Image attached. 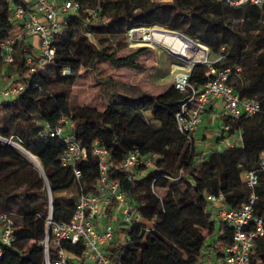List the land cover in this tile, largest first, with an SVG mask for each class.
I'll use <instances>...</instances> for the list:
<instances>
[{
	"label": "trees",
	"instance_id": "trees-1",
	"mask_svg": "<svg viewBox=\"0 0 264 264\" xmlns=\"http://www.w3.org/2000/svg\"><path fill=\"white\" fill-rule=\"evenodd\" d=\"M98 1L94 17H87L85 10L94 9L97 0H76L81 10L63 15L67 27L55 38L51 62L46 63L26 37L14 46L11 64L4 66L0 58V70L11 68L22 85L18 96L0 102V137L18 143L40 162L43 171L42 177L11 147L0 143V214L11 217L15 236L11 246H0V264H44L40 242L45 233L48 193L52 220L67 222L80 195L97 194L101 176L99 160L93 154L95 148L107 153L108 182L119 185L132 211L144 221L114 224L129 241L109 246L106 254L113 264H201L206 254L219 257V246L230 243L232 235L227 226L213 220L207 197L221 195L229 209L239 208L248 195L240 175L255 169L259 156L264 154V6L244 9L225 6L219 0L159 4L136 0L140 2L138 10L131 11L130 0ZM109 1L125 10L106 14ZM8 16L9 4L0 0V41L17 29ZM152 25L179 31L207 47L210 54H224L226 67L240 69L230 76L228 85L240 99L254 100L260 107L249 118L222 117V129L230 128L223 130L227 139L239 136L240 144L223 151L200 152L193 147L192 138L188 147L185 137L177 131L176 115L189 93H179L173 85L151 95L137 85L103 78L99 80L102 110L70 108V89L60 82L72 80L80 67L99 73L98 63L104 59V52L90 40ZM75 30L79 36L74 42ZM26 58L31 59L33 72L25 64ZM66 70L69 73L62 76ZM209 80L204 64L194 66L188 77L194 90L202 89ZM145 113L150 114L155 125L149 124ZM62 118L71 123L74 141L86 150L85 161L75 167L80 172L79 180L72 169L60 164L64 143L57 137H40L43 126L54 128ZM133 150H138L141 157L155 155L151 167L131 172L119 169L125 155ZM173 177L179 178L177 186L168 182ZM262 189L264 173L256 188L255 212L260 217H264ZM73 190L75 196L71 199L62 197ZM163 190L164 198L159 194ZM171 190L178 194L177 207L168 209ZM115 208V202L107 208L106 223ZM24 242L36 245L26 257L18 253ZM67 250L81 254L79 249ZM254 251L253 264H264V241L257 240Z\"/></svg>",
	"mask_w": 264,
	"mask_h": 264
},
{
	"label": "built area",
	"instance_id": "built-area-1",
	"mask_svg": "<svg viewBox=\"0 0 264 264\" xmlns=\"http://www.w3.org/2000/svg\"><path fill=\"white\" fill-rule=\"evenodd\" d=\"M6 1L9 4L8 21L17 29L10 37L0 41V58L3 65L7 66L13 62L14 46L24 37L35 38L41 58L46 63L51 62L55 57V38L67 27L63 21V15L78 13L81 10L80 4L76 0ZM219 1L232 8L249 9L264 6V0ZM98 2L97 0L94 9L85 10L87 17L96 15L99 9ZM137 29H129L126 32L128 45H138V42L143 41L142 31L139 34ZM87 36L90 35L87 34ZM204 51L205 56L199 62L207 67L210 80L202 89L194 90L188 83L189 74L194 67L192 62H186L183 67H176L172 81L176 91L182 94L189 93L176 115L177 131L185 137L186 145L191 143L202 116L215 102L221 103L223 117L232 120L240 117L249 118L260 111L256 101L240 99L228 85L230 76L238 73L240 69L226 67L225 59L222 57L216 62H210L206 58V48ZM216 63L218 65H215ZM25 64L30 67V72L34 71L30 58L25 59ZM66 72L69 73L68 70ZM21 91L22 85L19 82L6 83L0 89V98L2 101L11 100ZM71 129V123L62 118L54 128L43 126L40 137H57L64 143V149L59 158L60 164L64 168L72 169L75 178L79 180L80 172L75 167L76 164L85 161L86 150L74 141ZM229 129L228 126L223 128L224 131ZM240 142V137L237 136L235 141L226 147L232 148ZM93 154L99 160L101 176L97 194L80 195L75 203L73 214L67 222L55 223L52 220L51 200L47 190L49 207L44 222V237L40 242L44 264H113L106 254L109 246L114 242L124 245L129 240L115 229L112 222L144 223L143 219L132 211L119 185L108 182L105 174L107 153L100 148H95ZM155 158V155L141 157L138 150H133L125 155L119 169L123 172H131L139 167H148ZM262 173H264V154L259 156L255 169L240 175L241 183L247 189L248 195L246 201L237 209H229L223 203L221 195L207 197L213 217L227 226L232 236L230 243L219 246L221 256L206 254L201 264H253L256 241H264V217L258 216L255 212L258 200L256 188ZM112 202L116 203V208L109 216L110 221L106 223L108 218L106 210ZM147 230L148 228L145 231ZM14 242V223L10 216L0 214V246L9 247ZM67 247L81 250L80 256L68 251Z\"/></svg>",
	"mask_w": 264,
	"mask_h": 264
},
{
	"label": "rangeland",
	"instance_id": "rangeland-1",
	"mask_svg": "<svg viewBox=\"0 0 264 264\" xmlns=\"http://www.w3.org/2000/svg\"><path fill=\"white\" fill-rule=\"evenodd\" d=\"M172 1L173 0H147L148 3L151 2L155 4L170 3ZM139 4L140 2H137L136 0H130L128 9L131 11H137ZM106 10H107L106 14H111L114 13L115 11L122 12L123 10H125V7L122 5L117 7L114 5L112 1H109V3L106 5ZM242 21H243V17L241 18L236 28L235 31L236 33H238L239 31L240 24ZM155 26H157L161 30L174 31L159 25H152L149 27H139L138 29L137 28L136 29L139 31V34L140 31H142V36H144L146 32H148L151 29H154ZM174 32L182 34L179 31H174ZM78 36L79 35L75 30L72 34V39H73L72 41L75 42ZM184 36L190 39V37L186 35ZM27 40L29 41L30 44L33 43L35 44V47L37 46V40L35 38H28ZM90 41L93 44L99 46L100 50L104 52V59L99 61L98 63L99 73H95L93 70H89L84 67H80L77 70V72L74 74L75 76L72 80L60 82L61 86H66L69 87L70 89L69 104L71 109L90 108L98 111L102 110L104 104L100 94L102 85L99 83V80L103 78H107L112 81L128 82L130 84L141 87L151 95H157L162 91H164L168 86L172 85L175 68L183 67L186 62H190V60L187 57H185V55L171 54L169 50L160 47L156 44L149 45L147 43L142 44L141 42H138V45H134V46L128 45L126 42L125 34L124 35L116 34V35L99 36V37L96 36L94 40H90ZM205 48L207 53L206 58L210 62H216L220 57H222V55H224V54H220V56H214L209 53V49L207 47ZM221 51H222L221 53H224L223 51L225 50L222 49ZM61 75L66 76L67 72L63 71ZM17 81L19 80L17 79L16 74L11 68L2 67V69L0 70V84H2V86H4L6 83H10V82L15 83ZM1 88L2 87H0V89ZM4 101L5 102L9 101V99H5L2 101L0 98V102H4ZM212 112H213L212 109H210V111H206V116L209 117L210 114H213ZM216 115L218 121H221L222 116L220 111L218 113L216 112ZM144 116L150 125H155L154 122L150 119L149 113H145ZM209 129L211 128L205 127L201 131L202 134L201 135L199 134L197 138L193 139L194 141L193 147L195 146V144L201 145V149H198V151L200 152H203L204 149H208L210 146L209 143H211V141L219 143V142H223L228 138L227 133H224L222 128H217L216 131H218L219 135L223 136V138L220 139L219 141H216L217 138H215L216 136L214 134V130H209ZM196 131L194 132V134L196 133ZM0 143L5 146L11 147L13 149V147L4 140H2L1 137H0ZM12 143L22 148L18 143L13 141ZM190 146L191 145L189 144L188 147ZM226 148H227L226 146L225 147L223 146V148L217 146L214 147V149L217 151H223V149ZM151 165H149L148 167H151ZM168 182L172 186H177L179 183V178L177 177L168 178ZM163 193H166V190H163L161 193H159L162 198H164ZM74 196H75V190H73L72 192H67L62 194V197H64L67 200L71 199V197ZM177 199H178V194L174 190H171V197L168 198V200L171 203L168 205V209H173L177 207ZM260 199H261V207L264 208V189H262L261 191ZM213 220L216 223L218 222L215 219V217L213 218ZM35 248L36 245L34 243L24 242L21 245L20 249L18 250V253L21 256L26 257L31 252H33Z\"/></svg>",
	"mask_w": 264,
	"mask_h": 264
},
{
	"label": "bare ground",
	"instance_id": "bare-ground-1",
	"mask_svg": "<svg viewBox=\"0 0 264 264\" xmlns=\"http://www.w3.org/2000/svg\"><path fill=\"white\" fill-rule=\"evenodd\" d=\"M162 31L164 30H161L160 28L155 26L154 29H151L148 32H146L147 34L144 35L143 41L140 42L142 44L147 43L149 45L156 44L175 54L185 55V57H187L190 60V62L199 61L201 58L205 56V51H204L205 47L200 46L199 48H193L190 44L186 43L184 40L176 36L166 34ZM7 143L11 145L13 149L16 151V153L26 162L39 169L41 168L40 162L30 153H28L27 151H25L24 149L20 148L18 145L10 141Z\"/></svg>",
	"mask_w": 264,
	"mask_h": 264
},
{
	"label": "crops",
	"instance_id": "crops-1",
	"mask_svg": "<svg viewBox=\"0 0 264 264\" xmlns=\"http://www.w3.org/2000/svg\"><path fill=\"white\" fill-rule=\"evenodd\" d=\"M31 46L35 47V44L32 43ZM202 47H204V46H202ZM0 87H2V84H0ZM210 109H212V111H213L212 113L213 114H210V116L207 117L206 116V112H205V114L201 118L200 124L198 125V127L196 129L197 131L194 134L193 139L197 138L199 134L201 135L202 134L201 131L205 127H210L211 129H209V130H214V134L216 136L215 138L221 137L219 135L218 131H216V129L217 128H222V120L221 121H218L216 112L218 113L220 111L221 116L223 117V114H222V105L219 102H215V103H213V105L210 108L207 109V111H210ZM207 120H209V121H207ZM234 141H235V138L234 137H231V138L226 139L223 142H219V143H216L214 141H211V143H209V145H210L209 148L208 149H204L203 152H207L210 149H214L215 146L223 148V146L225 147L229 143H232ZM204 144H206V143H204ZM194 148L198 151V149H201V145L200 144H198V145L195 144ZM112 224L114 225L116 223L115 222H112Z\"/></svg>",
	"mask_w": 264,
	"mask_h": 264
},
{
	"label": "water",
	"instance_id": "water-1",
	"mask_svg": "<svg viewBox=\"0 0 264 264\" xmlns=\"http://www.w3.org/2000/svg\"><path fill=\"white\" fill-rule=\"evenodd\" d=\"M162 32H164V33H166V34H169V35L176 36V37H178V38L184 40L186 43L190 44L193 48H199V47L201 46V45L195 43L194 41H192V40L186 38L184 35H182V34H180V33H177V32H174V31H165V30L162 31ZM146 34H147V33H146ZM169 52H170L171 54L176 55L175 53H173V52H171V51H169ZM192 63H193L194 66L200 64L199 61H195V62H192ZM23 160H24V159H23ZM24 161H25V160H24ZM27 163H28V162H27ZM28 164H29V163H28ZM30 165H31V164H30ZM31 166L34 167V168L38 171V173L43 177L42 167L39 169V168H37V167H35V166H33V165H31Z\"/></svg>",
	"mask_w": 264,
	"mask_h": 264
}]
</instances>
